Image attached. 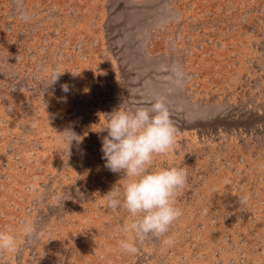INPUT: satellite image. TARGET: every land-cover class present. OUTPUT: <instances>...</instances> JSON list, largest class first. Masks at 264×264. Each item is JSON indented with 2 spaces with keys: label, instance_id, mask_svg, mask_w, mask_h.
Listing matches in <instances>:
<instances>
[{
  "label": "rangeland",
  "instance_id": "obj_1",
  "mask_svg": "<svg viewBox=\"0 0 264 264\" xmlns=\"http://www.w3.org/2000/svg\"><path fill=\"white\" fill-rule=\"evenodd\" d=\"M157 100L177 134L152 167L186 170L182 215L127 254L130 213L100 206L125 179L104 167L107 132L96 130L114 110ZM69 129L80 142L68 148ZM9 230L18 248L0 264H264V0H0Z\"/></svg>",
  "mask_w": 264,
  "mask_h": 264
},
{
  "label": "clouds",
  "instance_id": "obj_2",
  "mask_svg": "<svg viewBox=\"0 0 264 264\" xmlns=\"http://www.w3.org/2000/svg\"><path fill=\"white\" fill-rule=\"evenodd\" d=\"M60 74L53 71L48 86L55 84ZM62 90L67 93L69 86L62 85ZM105 121L96 130L107 132L101 142L104 167L112 173H122L125 182L114 185L103 196L100 206L114 211L124 208L130 213L132 220L122 225V230L134 233L135 240L121 239L119 248L127 254H135L137 240L149 236L159 239L182 215L175 197L187 182V172L177 166L152 167L154 157L169 153L176 143L177 129L163 102L157 100L147 106L119 108L107 115ZM63 133L62 140L68 148L73 142H80L72 130ZM56 199L62 200V194H57ZM22 231L26 239L40 238L34 225L26 221L22 223ZM163 243L169 246L175 240L166 237ZM17 248L15 233L0 231V253L15 252Z\"/></svg>",
  "mask_w": 264,
  "mask_h": 264
}]
</instances>
